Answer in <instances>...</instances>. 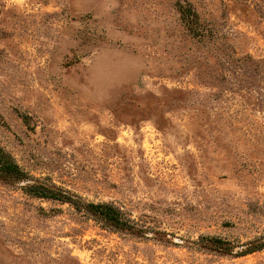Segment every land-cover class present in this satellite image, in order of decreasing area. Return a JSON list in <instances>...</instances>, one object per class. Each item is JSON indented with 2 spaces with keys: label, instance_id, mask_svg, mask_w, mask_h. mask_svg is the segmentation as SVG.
<instances>
[{
  "label": "rangeland",
  "instance_id": "obj_1",
  "mask_svg": "<svg viewBox=\"0 0 264 264\" xmlns=\"http://www.w3.org/2000/svg\"><path fill=\"white\" fill-rule=\"evenodd\" d=\"M0 147V264H264V0H0Z\"/></svg>",
  "mask_w": 264,
  "mask_h": 264
},
{
  "label": "trees",
  "instance_id": "obj_2",
  "mask_svg": "<svg viewBox=\"0 0 264 264\" xmlns=\"http://www.w3.org/2000/svg\"><path fill=\"white\" fill-rule=\"evenodd\" d=\"M0 178L16 182L18 180H24V172L14 162L12 157L0 147ZM25 190L34 196L55 199L61 202L71 203L76 209H87L92 214L98 215L103 223L113 228L129 229L131 224L127 218H125L119 209L112 204L106 203H81L73 198L70 194H67L60 188H54L43 183H30L25 186ZM81 203V204H80ZM218 244H212V246L220 251H228V246L223 244L220 240H215ZM257 248L264 247V242L259 244ZM256 246H249L246 250H242V253L250 252L257 248Z\"/></svg>",
  "mask_w": 264,
  "mask_h": 264
}]
</instances>
